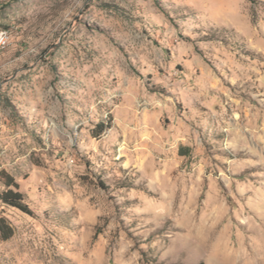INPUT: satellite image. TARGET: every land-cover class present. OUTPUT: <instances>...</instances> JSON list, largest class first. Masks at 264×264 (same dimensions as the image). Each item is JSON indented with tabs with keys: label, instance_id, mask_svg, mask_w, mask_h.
I'll return each instance as SVG.
<instances>
[{
	"label": "rangeland",
	"instance_id": "rangeland-1",
	"mask_svg": "<svg viewBox=\"0 0 264 264\" xmlns=\"http://www.w3.org/2000/svg\"><path fill=\"white\" fill-rule=\"evenodd\" d=\"M0 30L31 211L0 201V264H264V0H0Z\"/></svg>",
	"mask_w": 264,
	"mask_h": 264
},
{
	"label": "trees",
	"instance_id": "trees-1",
	"mask_svg": "<svg viewBox=\"0 0 264 264\" xmlns=\"http://www.w3.org/2000/svg\"><path fill=\"white\" fill-rule=\"evenodd\" d=\"M107 126L98 123L95 127L99 134L102 133ZM0 183L3 190L0 192V201L4 205L13 207L22 213L30 214L28 205L24 202L23 195L18 191V185L14 179L7 173L0 171ZM13 235V229L10 227L5 218L0 217V240L6 241Z\"/></svg>",
	"mask_w": 264,
	"mask_h": 264
},
{
	"label": "built area",
	"instance_id": "built-area-1",
	"mask_svg": "<svg viewBox=\"0 0 264 264\" xmlns=\"http://www.w3.org/2000/svg\"><path fill=\"white\" fill-rule=\"evenodd\" d=\"M9 41V33L6 30H0V50L3 49Z\"/></svg>",
	"mask_w": 264,
	"mask_h": 264
}]
</instances>
